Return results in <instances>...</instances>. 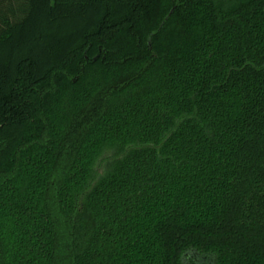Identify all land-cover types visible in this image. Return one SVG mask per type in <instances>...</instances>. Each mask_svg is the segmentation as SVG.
Returning a JSON list of instances; mask_svg holds the SVG:
<instances>
[{"label":"trees","instance_id":"trees-1","mask_svg":"<svg viewBox=\"0 0 264 264\" xmlns=\"http://www.w3.org/2000/svg\"><path fill=\"white\" fill-rule=\"evenodd\" d=\"M7 5L0 264H264V0Z\"/></svg>","mask_w":264,"mask_h":264},{"label":"rangeland","instance_id":"rangeland-1","mask_svg":"<svg viewBox=\"0 0 264 264\" xmlns=\"http://www.w3.org/2000/svg\"><path fill=\"white\" fill-rule=\"evenodd\" d=\"M15 6H4V7H0V16L4 15V14H10L11 12V8H14ZM12 14V13H11ZM99 170L102 172L103 171V167L99 166ZM201 259V257H200ZM202 260V259H201Z\"/></svg>","mask_w":264,"mask_h":264},{"label":"water","instance_id":"water-1","mask_svg":"<svg viewBox=\"0 0 264 264\" xmlns=\"http://www.w3.org/2000/svg\"><path fill=\"white\" fill-rule=\"evenodd\" d=\"M174 12V8L171 10L169 16L167 17V19L172 15V13Z\"/></svg>","mask_w":264,"mask_h":264}]
</instances>
